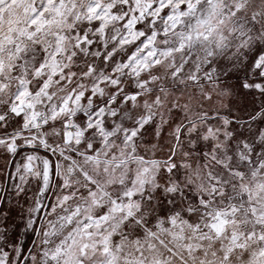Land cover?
Listing matches in <instances>:
<instances>
[{
	"label": "rangeland",
	"instance_id": "1",
	"mask_svg": "<svg viewBox=\"0 0 264 264\" xmlns=\"http://www.w3.org/2000/svg\"><path fill=\"white\" fill-rule=\"evenodd\" d=\"M93 92L134 147L161 102L147 155L178 132L117 194L42 133ZM0 149V264H264V0H0Z\"/></svg>",
	"mask_w": 264,
	"mask_h": 264
},
{
	"label": "crops",
	"instance_id": "2",
	"mask_svg": "<svg viewBox=\"0 0 264 264\" xmlns=\"http://www.w3.org/2000/svg\"><path fill=\"white\" fill-rule=\"evenodd\" d=\"M143 92L149 94L150 90H145ZM116 93L117 91H114L112 93L113 95H110L109 102H111L112 98H115ZM81 95L84 99V92H82ZM81 95H79V97H81ZM91 97L95 104L92 108V113H90L88 117H75L74 134L70 139H68V135L65 131V114L62 112L57 115V110L55 108L50 110V112L52 111V118H50L42 128V133L48 140L59 144L67 155L73 159L78 170L91 180L98 182L108 194H117L116 192L114 193V190L118 186L121 187L120 184H123L122 189L124 191H126L127 187L132 188L130 187L132 181V171L130 168L133 163H144L152 168L155 164L158 165V163L166 162L167 159L175 157L178 139L177 131V133L172 132L170 134L172 137L166 149L167 155L165 159L147 155L145 152V148L154 147V143L156 142L155 137H159L162 133L160 116L156 111L161 102L157 101L156 98L152 105L144 108L141 112L143 120L140 124V132H138V134L142 136V147H134V144L129 142L126 133L122 135L118 133V124L113 118L100 117V108H98L101 104L100 92L99 94L94 92L91 93ZM180 128L181 125L178 126V131ZM13 155H10L8 160L5 161V151L0 149V168L3 177L0 187H3V191L8 184V179L6 181L8 166L11 164L12 179L14 172L20 169V164L14 162L15 158ZM49 159L46 158L44 160L43 168L46 165L50 168L52 164L56 168L58 165L57 158L49 154ZM119 168H121V170ZM126 168L128 169V174Z\"/></svg>",
	"mask_w": 264,
	"mask_h": 264
},
{
	"label": "water",
	"instance_id": "3",
	"mask_svg": "<svg viewBox=\"0 0 264 264\" xmlns=\"http://www.w3.org/2000/svg\"><path fill=\"white\" fill-rule=\"evenodd\" d=\"M3 193H4V192H2V194H1V198H0V206H1V203H2ZM47 205H48V199L45 201V204H44V206H43V210H42V213H41V216H40V220L42 219V217H43V215H44V212H45V209H46ZM38 226H39V225H38ZM33 242H34V240L31 242L30 246L28 247L27 251L25 252V254H24V256L22 257V259H21V261L19 262V264H23V263H24V261H25L27 255H28V253L30 252V249H31V247H32V245H33Z\"/></svg>",
	"mask_w": 264,
	"mask_h": 264
},
{
	"label": "trees",
	"instance_id": "4",
	"mask_svg": "<svg viewBox=\"0 0 264 264\" xmlns=\"http://www.w3.org/2000/svg\"><path fill=\"white\" fill-rule=\"evenodd\" d=\"M263 107H260L259 109H262Z\"/></svg>",
	"mask_w": 264,
	"mask_h": 264
}]
</instances>
